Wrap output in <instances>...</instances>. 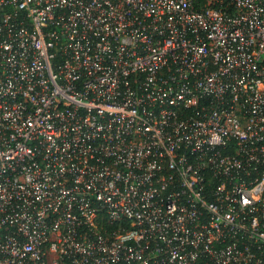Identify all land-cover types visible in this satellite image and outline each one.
<instances>
[{
    "label": "built area",
    "instance_id": "built-area-1",
    "mask_svg": "<svg viewBox=\"0 0 264 264\" xmlns=\"http://www.w3.org/2000/svg\"><path fill=\"white\" fill-rule=\"evenodd\" d=\"M0 264H264V0H0Z\"/></svg>",
    "mask_w": 264,
    "mask_h": 264
}]
</instances>
